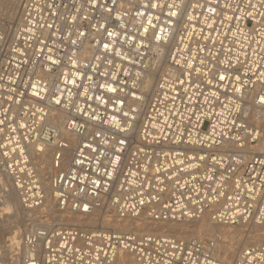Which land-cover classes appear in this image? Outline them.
I'll list each match as a JSON object with an SVG mask.
<instances>
[{
	"label": "built area",
	"instance_id": "2783aa9c",
	"mask_svg": "<svg viewBox=\"0 0 264 264\" xmlns=\"http://www.w3.org/2000/svg\"><path fill=\"white\" fill-rule=\"evenodd\" d=\"M59 123L71 154L47 188ZM0 137L33 212L5 264H264V242L222 260L198 235L67 219L264 225V0H21L0 22Z\"/></svg>",
	"mask_w": 264,
	"mask_h": 264
},
{
	"label": "bare ground",
	"instance_id": "6f19581e",
	"mask_svg": "<svg viewBox=\"0 0 264 264\" xmlns=\"http://www.w3.org/2000/svg\"><path fill=\"white\" fill-rule=\"evenodd\" d=\"M16 9L19 10V4H16L13 7L11 14H13ZM18 10L16 11V15H14V19H16L17 17ZM58 129L59 133H61V136L64 138V141L67 143V148L64 147L59 149L55 144H51L47 154L42 153L43 155L40 158H38L37 160L35 159L39 171L46 176L45 180L47 181V188L50 187V177L56 170L53 167L52 152L60 150L62 152L63 159H67L71 154V148L68 146L73 143L72 136L63 129L60 123L58 124ZM4 140L6 139L0 137V144H2ZM3 145L6 146L4 147V149H6V152L9 151L11 148L15 150L10 140L9 143H5ZM23 157H26L28 158V160L32 161L31 158H35L37 156L33 155L30 158L28 155H24ZM19 213H21L22 222L24 223L26 222V219H28L26 218V215L28 213L31 214L33 212L22 208V206L20 205V199L17 193L12 188L9 178H6L0 172V214H4V216L10 218L11 216L13 217L14 215H17ZM2 218L5 219L4 217ZM67 219H69L71 222H75L78 224L89 223L93 225L96 222L100 221L102 225L106 226L134 227L144 232L156 233L162 236L183 237L194 235L193 231L196 228L197 232L200 231V234L210 237L209 241H211L213 245H215V254L222 260L231 259L238 251V249H240V247H243L249 243L264 242V225L258 224L254 221L248 222L247 220H240L238 224L224 223L221 221L218 222L212 220L211 216L208 214H204L203 217H200L199 219L153 220L143 216L125 219L116 218L112 215L110 210H108L104 214H102L101 218L99 219H97L96 217L81 218L79 216H73L72 218L67 217ZM188 222H191L194 225V228L192 227L194 230H186V223ZM230 226L235 227L232 229L230 228ZM7 227L8 226H6V229ZM14 231V229H11L9 231V242L2 246L3 249H9L12 248V246L18 245L19 238H17L16 236V231ZM4 261L5 257L3 255L1 256L0 254V264H5Z\"/></svg>",
	"mask_w": 264,
	"mask_h": 264
},
{
	"label": "rangeland",
	"instance_id": "374dc122",
	"mask_svg": "<svg viewBox=\"0 0 264 264\" xmlns=\"http://www.w3.org/2000/svg\"><path fill=\"white\" fill-rule=\"evenodd\" d=\"M19 2H20V0H7V1L6 0H0V22H3V23L5 22L6 23V22H8V20L9 21L14 20V15H16V11L18 9H16V11H14L13 14H11V12L13 10V7L16 4H19ZM2 217H4L5 219H3ZM10 218H7L6 216H4V214H0V219H1L0 220V248H2V246H4L6 243L9 242V235H10L9 231L11 229H14L16 231V236H17V238H19V232H20L21 229H23V226H25V222L24 223L22 222L21 213H19L17 215H14L13 217L11 216ZM186 225H187L186 226V228H187L186 230H189V229L190 230H194L193 229L194 225L191 222L186 223ZM6 226H8L7 229H6ZM234 227L235 226H230V228H232V229ZM193 232H194V235L201 236L202 238H208V239L210 238V237H208L206 235L200 234L199 233L200 231L197 232L196 228H195V230Z\"/></svg>",
	"mask_w": 264,
	"mask_h": 264
}]
</instances>
